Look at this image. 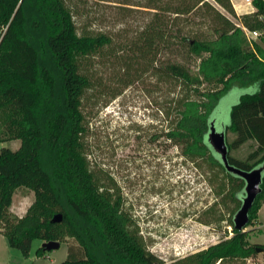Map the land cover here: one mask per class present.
<instances>
[{
	"label": "trees",
	"instance_id": "obj_1",
	"mask_svg": "<svg viewBox=\"0 0 264 264\" xmlns=\"http://www.w3.org/2000/svg\"><path fill=\"white\" fill-rule=\"evenodd\" d=\"M217 1L234 13L231 0ZM253 4L256 11L243 15L241 22L249 30H264V0ZM216 33L214 39L191 41V53L200 58L195 73L175 63L166 66L167 73L195 85L204 100L184 101L175 127L164 136L181 144L185 154L207 156L221 165L241 185L235 197L242 201L244 178L226 169L208 134L212 124L216 127L223 97L234 87L244 88L230 105L222 130L228 160L243 170L264 165V41L250 39L228 17ZM108 41L105 35H78L63 0H0V111L8 112L7 137L0 140H20L17 149L0 150V224L9 244L25 255L34 239L76 238L83 252L79 255L69 248L61 264H163L129 231L130 216L119 199L112 201L100 189L81 152L85 129L80 105L88 79L79 71L78 57ZM203 81H220L223 87L201 91ZM227 131L236 134L232 143ZM249 139L256 141L257 148L247 159L230 154ZM19 187L31 189L35 199L23 216L14 218L9 208ZM263 201L264 176L248 225L257 218ZM56 213L63 215L60 222L52 221ZM232 225V236L196 254L199 264L246 258L259 247L264 249L249 245L248 231L236 229L234 220ZM44 252L42 246L37 249L39 255Z\"/></svg>",
	"mask_w": 264,
	"mask_h": 264
},
{
	"label": "rangeland",
	"instance_id": "obj_2",
	"mask_svg": "<svg viewBox=\"0 0 264 264\" xmlns=\"http://www.w3.org/2000/svg\"><path fill=\"white\" fill-rule=\"evenodd\" d=\"M78 35H105L109 41L95 52L78 57L88 86L81 96L84 133L81 152L86 167L101 190L130 216L129 231L163 264H199L197 253L233 235V218L242 201L240 186L227 171L207 156L189 155L164 134L175 127L186 100H204L191 85L167 73V65H182L195 73L200 58L189 47L194 39H214L226 17L242 21L217 0H63ZM262 44L264 36L253 39ZM223 87L203 81L201 91ZM244 88L237 86L223 97L216 128L224 129L229 107ZM8 112L0 111V139L7 137ZM236 134L227 131L229 143ZM19 139L0 140L17 149ZM253 139L231 149L238 159L255 151ZM35 199L19 187L9 208L23 216ZM257 218L244 230L249 245H264V229ZM34 239L28 255L9 244L0 224V263L61 264L69 248L83 252L79 242L65 236L59 248L37 249ZM211 264H264V251L246 258L215 259Z\"/></svg>",
	"mask_w": 264,
	"mask_h": 264
},
{
	"label": "water",
	"instance_id": "obj_3",
	"mask_svg": "<svg viewBox=\"0 0 264 264\" xmlns=\"http://www.w3.org/2000/svg\"><path fill=\"white\" fill-rule=\"evenodd\" d=\"M208 139L213 148L220 154L226 169L230 172H234L240 175L245 180V194L242 198V204L233 218L235 228L239 230H244L250 220V209L252 208L258 195L262 192L264 165L255 167L251 170H243L234 166L233 164H230L228 160V146L226 142V133L225 131L217 130L214 124L211 125V129L208 134ZM62 219V213H56L53 216L52 221L60 222ZM60 245L61 242L59 240H49L44 241L41 246L45 249V251H48L59 248ZM258 250L263 251L264 249L259 247Z\"/></svg>",
	"mask_w": 264,
	"mask_h": 264
},
{
	"label": "crops",
	"instance_id": "obj_4",
	"mask_svg": "<svg viewBox=\"0 0 264 264\" xmlns=\"http://www.w3.org/2000/svg\"><path fill=\"white\" fill-rule=\"evenodd\" d=\"M233 10L236 16L241 17L246 14H252L256 11V7L253 2L247 0H231ZM237 25L245 27L242 22H238ZM260 231L264 229V201L261 203V206L257 213V224L255 225ZM2 264V263H0Z\"/></svg>",
	"mask_w": 264,
	"mask_h": 264
},
{
	"label": "built area",
	"instance_id": "obj_5",
	"mask_svg": "<svg viewBox=\"0 0 264 264\" xmlns=\"http://www.w3.org/2000/svg\"><path fill=\"white\" fill-rule=\"evenodd\" d=\"M249 2H253V0H247ZM244 30L247 34V36L250 38V39H257L261 36H264V30H260V29H256V30H249L247 29L246 27H244Z\"/></svg>",
	"mask_w": 264,
	"mask_h": 264
}]
</instances>
